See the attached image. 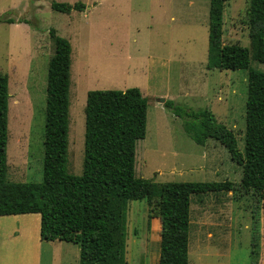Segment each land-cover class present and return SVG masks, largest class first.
Returning <instances> with one entry per match:
<instances>
[{"label": "rangeland", "instance_id": "obj_1", "mask_svg": "<svg viewBox=\"0 0 264 264\" xmlns=\"http://www.w3.org/2000/svg\"><path fill=\"white\" fill-rule=\"evenodd\" d=\"M52 2H81L84 8L62 12ZM246 5L247 0H226L224 43L249 47ZM207 11L208 0H0V18L14 19L0 21V72L8 76L10 94L7 178L42 180L47 65L54 52L49 29L54 28L71 45L67 173L82 174L87 91L138 87L147 99V122L136 145L137 176L156 183L229 180L238 186L242 168L225 146L213 139L194 142L183 117L164 105L171 100L186 110L210 109L233 130L243 151L247 70L208 68ZM250 65L264 71L263 63L250 60ZM190 207L189 264L264 259V197L210 192L193 195ZM148 210L144 199L128 204V264H158L160 230H150ZM78 262L77 244H42L39 264Z\"/></svg>", "mask_w": 264, "mask_h": 264}, {"label": "trees", "instance_id": "obj_2", "mask_svg": "<svg viewBox=\"0 0 264 264\" xmlns=\"http://www.w3.org/2000/svg\"><path fill=\"white\" fill-rule=\"evenodd\" d=\"M224 3L210 0L207 66L247 70L243 151L233 130L210 109L186 110L171 100L164 105L183 117L185 133L194 142L205 145L213 139L225 146L242 168L238 186L229 180L156 183L137 176L136 145L145 137L147 122V99L138 87L87 91L82 174L67 173L71 45L51 28L54 52L47 65L41 181L7 178L8 76L0 72V215L39 213L41 240L77 244L78 264H128V204L144 199L149 219L160 220L158 264H189L193 195L240 190L263 198L264 71L252 67L250 60L264 64V0H247L249 47L223 42ZM51 7L69 12L84 5L52 2Z\"/></svg>", "mask_w": 264, "mask_h": 264}, {"label": "crops", "instance_id": "obj_3", "mask_svg": "<svg viewBox=\"0 0 264 264\" xmlns=\"http://www.w3.org/2000/svg\"><path fill=\"white\" fill-rule=\"evenodd\" d=\"M224 7H225V3H224ZM209 10H210V0H208V11H207L208 25H209ZM222 21H223V14H222ZM222 29H223V24H222ZM190 213H191V207H190ZM152 219L153 221H150V230L152 231L153 229H155L156 231L157 230L159 231L161 229L160 220L157 217H153ZM158 236H160V234ZM58 241L59 240H53L49 242L54 243ZM44 242L45 241H42L40 238L39 213L0 215V264H39L41 248ZM19 248L22 249V252L19 250L18 252L19 254L15 258L14 252ZM151 256L153 257V259H155L154 262H156L157 255L152 254ZM11 260L13 261V263ZM263 261L264 259L261 260V262Z\"/></svg>", "mask_w": 264, "mask_h": 264}]
</instances>
